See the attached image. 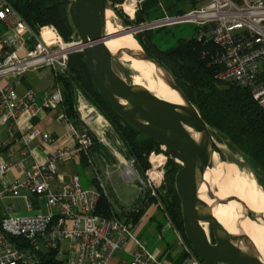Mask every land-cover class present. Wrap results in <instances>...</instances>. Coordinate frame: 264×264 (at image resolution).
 Instances as JSON below:
<instances>
[{"label": "built area", "instance_id": "built-area-1", "mask_svg": "<svg viewBox=\"0 0 264 264\" xmlns=\"http://www.w3.org/2000/svg\"><path fill=\"white\" fill-rule=\"evenodd\" d=\"M196 3L195 8L180 14H170L162 7L165 12L162 17L135 25L134 34L137 30L180 22L195 23V37L205 46L202 56L217 67L215 78L251 87L254 98L264 107V0H196ZM0 23L5 27L0 34V128H17L22 144L21 159L16 164L0 157V198L19 196L26 199L30 208L36 203L44 206L43 211L31 215H19L14 207H6L0 217V264H39L37 252L43 248L57 250L66 264H108L115 253L127 248L129 241H133L134 248L126 264H174L160 258L156 250L137 236L132 221L116 214L97 213L99 199L105 192L98 174L100 187H84L79 175L61 180L59 186L52 185L59 179L61 161L81 155L93 164L94 136L67 113L60 79L68 72L70 55L79 50L70 46L73 42L65 41L55 25L33 30L7 0H0ZM45 31L53 37H46ZM41 69H49L53 76L44 96L40 98L33 89L19 95L9 79ZM78 100L84 103L81 95ZM42 109L58 114L67 135L76 140V149L58 148L48 152L43 160L34 156L35 139L41 137L44 145L55 139L37 128L24 130L20 119L25 113L29 118L35 117ZM3 145L0 139V149ZM131 160L133 165L135 159ZM152 164L145 179L135 166L131 167L142 188L157 196L164 169H159L163 163ZM16 165L21 167L22 176L8 181L7 173ZM19 237L30 246L21 248L14 241ZM65 242H69V247H65ZM178 245L187 253L181 264H205L185 239L180 238Z\"/></svg>", "mask_w": 264, "mask_h": 264}, {"label": "water", "instance_id": "water-1", "mask_svg": "<svg viewBox=\"0 0 264 264\" xmlns=\"http://www.w3.org/2000/svg\"><path fill=\"white\" fill-rule=\"evenodd\" d=\"M61 1L68 3V14L74 31L72 47L83 52L85 63L99 92L119 116L154 139L166 155L180 163L175 176V187L182 203L184 232L203 262L264 264L249 238L230 234L200 194L205 173L215 164V154L221 161L233 162L241 169H248L262 187L248 160L236 153L243 158L242 161L220 147L215 139L214 128L201 116L170 71L143 47L139 50L128 49V55L154 63L162 71L166 83L178 92L183 100L182 104L128 82L114 69V59L121 60L125 50L119 49L114 53L106 45V40L111 36L107 31V12L113 11L110 0ZM123 27L125 32L136 28L127 24H123ZM194 133H198L199 137H195ZM216 189H208V196L216 203H228L232 199L218 198ZM235 200L242 206L245 217L252 220L261 218L264 221V214L249 210L241 199ZM240 238L244 240L240 241Z\"/></svg>", "mask_w": 264, "mask_h": 264}, {"label": "trees", "instance_id": "trees-1", "mask_svg": "<svg viewBox=\"0 0 264 264\" xmlns=\"http://www.w3.org/2000/svg\"><path fill=\"white\" fill-rule=\"evenodd\" d=\"M29 23L35 31L44 25H55L65 39L73 35V26L68 14V3L61 0H7ZM124 0H110L113 8L116 3ZM161 0H147L146 6H154ZM190 6H197L196 0L189 1ZM176 2L169 3V12L184 13L185 8L176 7ZM191 8V9H192ZM137 22L146 20L139 14ZM125 17L124 24H132ZM133 23V24H134ZM197 30V28H196ZM145 51L156 58L172 74L174 79L188 98L198 108L201 116L214 128L220 142L225 144L235 153L241 154L257 174L260 184L264 183V107L254 98L251 87L241 85L235 81H219L215 78L217 67L210 65L207 58L202 56L205 46L197 40L195 35L189 39L179 38L175 47L163 49L152 41L150 30L134 34ZM154 47L157 54L150 52ZM159 55V59L157 58ZM76 78L87 90L89 96L95 101L101 111L112 121L129 150V157L135 159L139 170L149 168L148 156L153 150H160L161 146L151 137L141 133L119 116L95 86L85 63L82 51L73 52L70 55L69 71L62 76L61 82L64 90V107L71 119L78 124V117L73 101V85L70 77ZM93 135V134H92ZM96 144V141H95ZM162 150V149H161ZM83 161L88 165L85 156ZM172 167L167 171L168 196L163 199L160 212L170 216L176 228L183 234L194 253L200 258L184 232V221L181 199L175 187V176L180 164L171 159ZM94 186L96 178H93ZM150 200L158 201L157 197L150 196ZM147 203V204H146ZM112 203L102 194L99 199L97 213L111 216ZM146 204V205H145ZM138 209L124 213L123 217L132 222H138L144 214L149 201ZM119 216V215H118ZM120 217V216H119ZM21 247L30 246L24 238H14ZM187 253L181 252L176 264L185 260ZM39 264H66V261L58 257L57 250H41L37 252ZM201 259V258H200Z\"/></svg>", "mask_w": 264, "mask_h": 264}, {"label": "rangeland", "instance_id": "rangeland-1", "mask_svg": "<svg viewBox=\"0 0 264 264\" xmlns=\"http://www.w3.org/2000/svg\"><path fill=\"white\" fill-rule=\"evenodd\" d=\"M146 1L147 0H136L137 6L134 8V11L131 14L125 12L122 6L123 3H116V8L121 10L122 15L118 13L115 8H113V12L115 15L114 21L117 24L123 26L125 17H127L129 21L134 23L138 21L137 19L139 14L143 17V19H146L142 22L153 21L165 14V12L162 11V7L166 8L168 13L176 14L175 11L169 12V3L174 2H176V7L185 8V11H188L192 8L189 3L190 0H161L156 5L150 7L146 6ZM133 23L129 25H138ZM148 30H150L152 41L155 44L159 45L163 49H169L176 46L179 38L189 39L196 35V24L193 22H180L159 28L145 29L144 33L145 31L148 32ZM137 33H143V31L137 30ZM72 37L73 35L69 39H64L66 42L70 43L73 42ZM149 50L150 52L157 54L154 47H150ZM157 58L159 59V55H157ZM113 66L114 69L122 77H124L128 82L132 83L134 71L127 66L126 62L114 59ZM70 80L71 84L73 85L72 99L74 101L75 111L78 117V125L83 126V128L90 131L94 136V140L96 141V144L94 143L92 149L93 155H91L93 163L92 166L84 168L82 165H77L76 167V170L80 174L82 185L84 187H95L93 182V177H95L97 181L96 184L98 185V187H100V181L96 177V175L98 174L102 179V183L104 185V187H102V189H105L104 195L108 198L110 203H112L111 205L113 208V213L117 216L119 215L120 217H123L124 213H128L133 209H138L142 206V204L144 206L147 198L149 204L157 203L158 209L160 210V206L162 204L161 201L163 199H169L167 187L169 184L167 181V171L172 167V164L169 162L172 158L163 153V150H161L162 148L160 150H153L148 156L149 168L153 167L151 157H166L165 162L159 168L161 169L163 167L164 169V179L158 188L157 196H154L159 200L153 202L150 200V192L145 187V189L142 188L143 185H141L140 180L134 179L135 177L128 176L125 173L127 165H132V157L128 156V147H126V143L121 137L119 131L116 129L112 121L101 111L95 101L89 96L87 90L82 86L81 82L72 76L70 77ZM80 95L84 98L83 104H81L78 100ZM80 107H82V109H80ZM98 118H100V120H98ZM215 139L220 144L225 146L226 151L229 152L230 155L238 157V154L231 150L227 145L219 141L217 135H215ZM132 166H135V168L138 169L136 161ZM146 170L142 171L138 169L136 170V172L140 175V177H144L145 179L147 177ZM123 173H125L126 177ZM112 176V181L115 184L114 186L116 188L117 194L113 193L110 190L111 187L109 186V183L111 184L112 182ZM261 185L264 190V183ZM126 196L127 201H124V198ZM123 202H125L124 205ZM164 218L169 219L172 222L170 216L167 213L166 215H164ZM133 224H135V222H133ZM182 238L185 239L184 236ZM160 258L163 259L165 257L160 255Z\"/></svg>", "mask_w": 264, "mask_h": 264}, {"label": "crops", "instance_id": "crops-1", "mask_svg": "<svg viewBox=\"0 0 264 264\" xmlns=\"http://www.w3.org/2000/svg\"><path fill=\"white\" fill-rule=\"evenodd\" d=\"M4 31L5 27L0 23V34ZM9 80L19 95H23L27 90L33 89L42 98L45 91L51 86L53 76L50 70L41 69L29 71L19 78L12 77ZM20 125L24 130L37 128L50 133L54 137V142L49 145H44L41 137L34 140L32 147H34V156L38 160H43L48 152L58 148L68 147L73 150L76 149V140L67 135L64 124L59 120L58 114L54 111L42 109L37 116L32 118H29V115L25 113L20 119ZM19 135L20 133L17 128L14 130L5 126L0 128V139L4 142V145L0 149V157L8 159L15 164L21 159L22 144L19 141ZM77 165H82L84 168L91 167L90 164L87 165L83 161L81 155H73L59 163V179L54 181L52 185L56 187L59 186L61 180H67L73 175L80 176L76 170ZM123 174L125 176V173ZM20 176H22L21 167L16 165L8 171L6 178L8 181H13ZM114 185L113 181L111 184L109 183L110 190L117 194ZM124 201H127V196L124 198ZM7 206L14 207L16 213L19 215H31L44 210V206L40 203H36L34 207L30 208L24 197L7 196L3 199L0 198V217L4 214ZM134 230L147 246L176 264V260L182 252L181 247L178 245V240L183 236L174 223L164 218L163 213L158 209L157 203H151L147 206L144 214L134 224ZM65 247H69V242H65ZM133 248V241H129L127 248L115 253L108 264H126L131 259Z\"/></svg>", "mask_w": 264, "mask_h": 264}, {"label": "bare ground", "instance_id": "bare-ground-1", "mask_svg": "<svg viewBox=\"0 0 264 264\" xmlns=\"http://www.w3.org/2000/svg\"><path fill=\"white\" fill-rule=\"evenodd\" d=\"M122 4V3H121ZM123 9L127 13H132L137 6L136 0H125L122 4ZM114 12H107V31L111 35L106 40V45L112 52H117L119 49H124V55L120 59L126 62L127 66L134 71L133 83L145 87L151 92L156 93L162 98H165L174 103L182 104L183 100L178 92L172 89L164 80L162 71L158 69L154 63L150 61L140 60L128 55V49L139 50L142 48L140 43L133 35L136 28L130 32H125L124 27L114 21ZM46 37L47 31L44 32ZM73 43H70V46ZM100 120V118H98ZM195 137H199L198 133H194ZM225 144V142H223ZM220 147L226 149L220 144ZM226 145V144H225ZM242 161L243 158L238 155ZM165 156H157L152 158L155 165L165 162ZM214 166L209 167L205 173V182L203 183L200 194L201 197L212 207L217 219L222 223L226 230L234 236H246L252 242L255 249L258 251L264 260V221L259 218L252 220L245 217L240 203L235 199H241L249 210L259 214H264V190L257 184L254 176L246 168H239L233 162L221 161L217 154L214 155ZM129 164V163H128ZM180 164V163H179ZM125 173L128 176L137 175L132 170L131 165H127ZM216 187V196L221 199L232 198L228 203L216 201L208 196V189ZM206 230L208 226L204 224ZM240 238V241H243Z\"/></svg>", "mask_w": 264, "mask_h": 264}]
</instances>
